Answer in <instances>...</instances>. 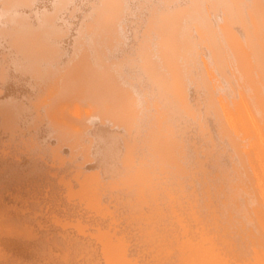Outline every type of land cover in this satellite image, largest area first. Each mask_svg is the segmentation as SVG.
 I'll list each match as a JSON object with an SVG mask.
<instances>
[{
	"label": "bare ground",
	"instance_id": "bare-ground-1",
	"mask_svg": "<svg viewBox=\"0 0 264 264\" xmlns=\"http://www.w3.org/2000/svg\"><path fill=\"white\" fill-rule=\"evenodd\" d=\"M0 264H264V0H0Z\"/></svg>",
	"mask_w": 264,
	"mask_h": 264
}]
</instances>
